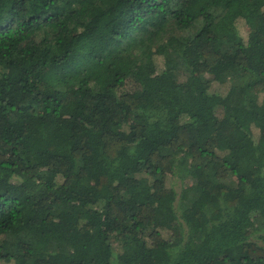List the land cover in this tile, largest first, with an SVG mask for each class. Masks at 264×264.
<instances>
[{
  "label": "trees",
  "instance_id": "obj_1",
  "mask_svg": "<svg viewBox=\"0 0 264 264\" xmlns=\"http://www.w3.org/2000/svg\"><path fill=\"white\" fill-rule=\"evenodd\" d=\"M258 109L257 0H0V264H264Z\"/></svg>",
  "mask_w": 264,
  "mask_h": 264
},
{
  "label": "rangeland",
  "instance_id": "obj_2",
  "mask_svg": "<svg viewBox=\"0 0 264 264\" xmlns=\"http://www.w3.org/2000/svg\"><path fill=\"white\" fill-rule=\"evenodd\" d=\"M257 5L259 6L260 9H264V0H257ZM99 37L102 36L101 35H98ZM97 36V37H98ZM67 69V67H66ZM259 111V118L256 119V120H252L251 122H249L246 127L254 132L255 135L257 136H261V141L264 142V119L261 118V116L264 114V111L262 109H258ZM263 117V116H262ZM57 121V117L52 115L50 117H48L46 120H45V124H46V128H49L52 124H54L55 122ZM43 145V144H42ZM177 190L180 192V189H181V185H180V182L177 184ZM77 193H84L82 190L78 189L76 191ZM216 198L213 197V196H210V195H203L201 197V200L200 202L201 203H207V202H211V201H215Z\"/></svg>",
  "mask_w": 264,
  "mask_h": 264
}]
</instances>
